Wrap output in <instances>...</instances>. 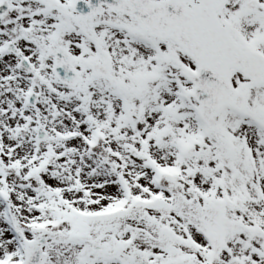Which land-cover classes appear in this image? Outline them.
I'll return each mask as SVG.
<instances>
[{
  "label": "snow or ice",
  "instance_id": "snow-or-ice-1",
  "mask_svg": "<svg viewBox=\"0 0 264 264\" xmlns=\"http://www.w3.org/2000/svg\"><path fill=\"white\" fill-rule=\"evenodd\" d=\"M0 264H264V0H0Z\"/></svg>",
  "mask_w": 264,
  "mask_h": 264
}]
</instances>
